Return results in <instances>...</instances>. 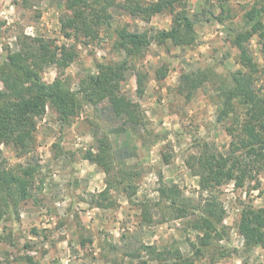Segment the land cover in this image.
I'll use <instances>...</instances> for the list:
<instances>
[{
	"label": "rangeland",
	"instance_id": "374dc122",
	"mask_svg": "<svg viewBox=\"0 0 264 264\" xmlns=\"http://www.w3.org/2000/svg\"><path fill=\"white\" fill-rule=\"evenodd\" d=\"M156 1L95 0V7H107L109 21L94 27V37L75 30L66 37L61 19L73 16L66 0H0V63L8 50L20 48L23 36L41 38L52 48L65 46L74 60L65 68L46 67L41 77L47 84L60 78L66 89L77 92L97 65L127 60L119 90L137 116L135 123H125L106 94L96 93L91 100L80 94L77 114L66 122L47 106L36 119L27 152L1 145V167L17 174L26 166L37 170L26 200L15 195L6 206L0 191V264H157L156 253L148 254L153 250L163 254V264H174L177 255L187 260L183 264H264V244H247L239 232L243 212L264 210V158L254 163L243 186L225 180L210 189L201 187L194 158L203 149L241 156L240 151L231 154L226 127L241 120L242 107L235 99V110L224 122L217 110L232 75L248 70L239 62L232 32L240 31L246 12L264 0H229L223 25L210 17L220 16L216 0H185L184 9L196 22L194 42L177 46L152 40L142 53L127 58L115 45L117 30L148 38L170 30L171 13L145 17L126 7L137 3L141 10ZM180 9L177 4L174 10ZM246 48L257 66L255 89L263 95L264 53L258 38ZM157 71L165 76L158 79ZM198 73L203 74L199 87L189 89L185 75ZM103 137L115 168L130 172L134 194L114 185L99 198L114 177L85 156L97 153ZM208 209L214 211V227L206 230L201 219L209 217Z\"/></svg>",
	"mask_w": 264,
	"mask_h": 264
},
{
	"label": "trees",
	"instance_id": "16d2710c",
	"mask_svg": "<svg viewBox=\"0 0 264 264\" xmlns=\"http://www.w3.org/2000/svg\"><path fill=\"white\" fill-rule=\"evenodd\" d=\"M114 1V0H113ZM130 1V0H129ZM185 0H157L148 8H134L132 3L127 8L132 14L143 16L169 12L172 14L170 30L158 32L152 38L146 33H129L125 29L117 30L116 47L124 52L127 58L142 53L150 44V41L164 43L168 40L174 45L190 46L194 42L193 21L186 13ZM220 9V16L211 18L223 25L224 18L228 16V1L216 0ZM181 5V9L175 11V6ZM95 0H66L65 7L73 13L61 19V30L66 37H70L68 31L75 30L84 36H96L95 28L103 21H109L110 15L107 7L97 8ZM125 7V8H126ZM87 14L85 13V11ZM89 15V16H88ZM233 43L239 50V62L247 72H238L232 75V86L221 92L222 102L217 110V119L225 121L234 112L233 101L236 99L243 109L241 120L226 127L227 134L231 137L230 147L241 152V156L227 158L223 154H217L208 149H203L196 159L197 169L200 175V185L203 189H210L214 185H221L223 181H233L236 187L243 186L245 180L251 177L252 166L259 159L264 158V94H258L253 81V75L257 72V66L249 55L246 44L254 36L258 38L262 52L264 53V1L260 6H254L246 12L244 25L240 31L232 32ZM74 60V55L66 50L65 46L52 48L41 38H29L23 36L20 48L16 51H7L6 58L0 63V158L2 155L1 145H13L19 151L27 152L33 133L36 131V119L46 110L52 107L63 122L77 114L80 107L78 95L84 94V98L91 100L94 94L104 93L107 95L116 117L123 119L125 123H135V105L130 102L119 90V83L124 79L127 68V60L115 65H97V71L83 81L79 91L71 92L65 88L63 80L56 78L47 84L42 80L41 73L50 65L59 68L67 67ZM157 78L162 79L165 74L157 71ZM203 74L185 75V83L189 89H197ZM142 78H137V91L142 93ZM110 144L106 138L98 140L97 153H86L85 159L94 162L103 169L107 176L114 177L113 181L107 180V187L99 193V198L109 193L110 187L123 185L129 194L135 193L132 185V177L119 168H115L112 156L109 154ZM36 167L26 166L20 169V174L13 173L0 164V191L7 197L5 205L11 203L9 197L17 195L26 200L29 197L28 187L34 179ZM125 185V186H124ZM170 192L179 193L174 188ZM168 190H161L162 196L168 195ZM172 203H175L173 200ZM102 207L101 204H96ZM210 207L211 205L208 204ZM186 210L183 207L182 211ZM209 217L202 218L204 229L214 227L212 217L214 211L208 209ZM199 227V226H194ZM201 227V226H200ZM35 232V230L33 231ZM239 232L247 244H264V210L249 209L242 213L239 222ZM147 248V247H146ZM145 248V249H146ZM157 264H163L162 253L154 250L148 251ZM187 260L177 255L174 264H183ZM190 264V263H189Z\"/></svg>",
	"mask_w": 264,
	"mask_h": 264
}]
</instances>
